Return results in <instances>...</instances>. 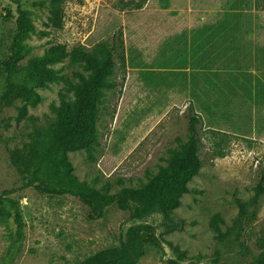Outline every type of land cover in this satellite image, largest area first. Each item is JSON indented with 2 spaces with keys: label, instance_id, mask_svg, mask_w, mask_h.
Segmentation results:
<instances>
[{
  "label": "rangeland",
  "instance_id": "rangeland-1",
  "mask_svg": "<svg viewBox=\"0 0 264 264\" xmlns=\"http://www.w3.org/2000/svg\"><path fill=\"white\" fill-rule=\"evenodd\" d=\"M17 3L29 11L34 27L24 40L28 54L20 62L23 65L55 44L68 51L78 46L91 50L97 43L114 46L115 62L107 81L115 87L101 91L96 141L88 150L68 154L79 181L98 190L108 186L110 193L146 183L187 141L190 108L201 121L202 167L168 221L159 212L130 221L129 214L115 206L106 208L103 218L91 220L88 208L73 197L22 187L10 152L29 143L36 130L48 128L54 121L51 106L60 103L62 94L72 102L73 87L80 82L76 74L87 78L91 72L68 60L53 63L49 68L58 80L36 90L41 97L38 105L27 107L19 121L21 101L0 112V192L15 190L12 197L20 202L25 224L18 242L10 237L14 226L0 224V264H76L118 245L135 224L152 225L164 240L162 250L148 246L139 264L252 262L260 252L257 239L264 232V194L255 207L249 206L254 216L246 221L239 241L233 235L219 241L209 222L220 214L225 232L239 218L234 199L249 203L258 173L264 171V55L208 54L206 60L211 62L206 70L191 71L192 65L202 67V60L198 61L203 49L191 47L190 52L180 50L175 56L163 54L158 46L150 49V40L162 35V0H66L60 30L45 26L48 0H0V61L15 34ZM151 27L156 29L154 38ZM166 61L176 70L166 72L169 67H162ZM215 68L222 71L214 72ZM64 79L73 85L69 90ZM179 222H183L180 229L167 231V225Z\"/></svg>",
  "mask_w": 264,
  "mask_h": 264
},
{
  "label": "trees",
  "instance_id": "trees-1",
  "mask_svg": "<svg viewBox=\"0 0 264 264\" xmlns=\"http://www.w3.org/2000/svg\"><path fill=\"white\" fill-rule=\"evenodd\" d=\"M66 0H48L49 16L45 26L52 30L63 28V4ZM15 34L9 44L8 54L0 61V112L5 107L12 106L16 101L24 105L20 108L17 120L26 115L27 107H35L41 101L37 89L45 88L58 80L49 65L68 60L71 65H83L91 72L87 78L76 74L80 79L73 87L74 100L70 102L61 95L60 103L51 106L54 121L46 129L36 130L30 136V142L21 148L10 152L12 165L21 174L22 187H33L43 195L53 197L70 196L88 208V217L99 220L104 217L106 208L115 206L129 214L130 221H143L155 213H161L166 221L172 212L181 204V197L189 192L188 183L196 177L202 167L199 157L198 125L201 123L198 115L190 108L187 121V141L180 144V149L172 154L166 165L160 167L146 183L137 188L123 187L117 192L110 193L109 187L98 190L75 176L73 165L68 154L88 150L96 141V123L101 91L114 88L107 81L114 66L115 49L112 44L97 43L91 50L78 46L68 51L65 45L50 46L42 57L33 58L25 65L20 62L28 54L24 44L26 37L34 27L30 13L20 4L16 6ZM47 35V33H44ZM208 53L203 50L202 67L206 70ZM209 56V55H208ZM65 88L73 86L69 79H64ZM15 190L0 192V224L6 227L11 223L14 230L10 237L21 241L24 237V220L20 202L13 198ZM253 195L249 203L235 198L239 218L225 232L221 231L224 223L220 214H214L209 222L212 233L219 241L233 235L239 241L244 231L246 221L253 218L249 206L255 207L264 194V171L258 173V179L252 188ZM183 222L167 225V231L177 230ZM149 224H135L126 229L119 239V244L107 247L90 255L76 264H139L145 256L146 248L153 246L162 250L164 240ZM257 239L260 250L258 256L244 264H264V232ZM166 264H175L167 261Z\"/></svg>",
  "mask_w": 264,
  "mask_h": 264
},
{
  "label": "crops",
  "instance_id": "crops-1",
  "mask_svg": "<svg viewBox=\"0 0 264 264\" xmlns=\"http://www.w3.org/2000/svg\"><path fill=\"white\" fill-rule=\"evenodd\" d=\"M162 1V35L157 41L150 40V49L158 46L163 54L167 51L174 56L180 50L190 52L191 47L206 49L213 56L244 52L253 57L264 55V0H196L194 4L193 0H180V4ZM155 30L151 27V38ZM171 64L166 61L162 67H169L166 72L175 71ZM261 82L264 84V79Z\"/></svg>",
  "mask_w": 264,
  "mask_h": 264
}]
</instances>
